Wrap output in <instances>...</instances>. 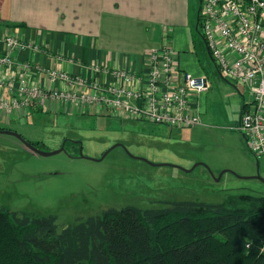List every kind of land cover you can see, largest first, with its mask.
Instances as JSON below:
<instances>
[{
    "label": "rangeland",
    "instance_id": "374dc122",
    "mask_svg": "<svg viewBox=\"0 0 264 264\" xmlns=\"http://www.w3.org/2000/svg\"><path fill=\"white\" fill-rule=\"evenodd\" d=\"M196 3L200 7V0ZM196 33L210 82L199 94L198 108L206 105L204 112L199 108L202 124L171 129L111 111H37L12 130L44 151L65 150L40 154L21 137L0 131V206L32 216L55 214L62 230L110 206L264 195V159L250 151L235 128L251 92L219 72L200 28Z\"/></svg>",
    "mask_w": 264,
    "mask_h": 264
},
{
    "label": "built area",
    "instance_id": "2783aa9c",
    "mask_svg": "<svg viewBox=\"0 0 264 264\" xmlns=\"http://www.w3.org/2000/svg\"><path fill=\"white\" fill-rule=\"evenodd\" d=\"M198 24L219 72L248 87L246 103L235 126L248 148L264 159V0H200ZM0 110L12 113L34 102L53 100L76 106L108 109L138 120L168 127L202 123L199 94L209 90L206 75L180 70L176 51L164 42L148 51V65L141 69L94 63L111 81H100L31 60H17L19 50H38L36 43L13 35L0 37ZM15 69L8 81L3 69ZM34 71L44 72L51 86L35 84ZM59 82L64 88L53 87Z\"/></svg>",
    "mask_w": 264,
    "mask_h": 264
},
{
    "label": "trees",
    "instance_id": "16d2710c",
    "mask_svg": "<svg viewBox=\"0 0 264 264\" xmlns=\"http://www.w3.org/2000/svg\"><path fill=\"white\" fill-rule=\"evenodd\" d=\"M162 202L110 206L62 230L55 214L0 206V264H264V195Z\"/></svg>",
    "mask_w": 264,
    "mask_h": 264
},
{
    "label": "crops",
    "instance_id": "0c3cea01",
    "mask_svg": "<svg viewBox=\"0 0 264 264\" xmlns=\"http://www.w3.org/2000/svg\"><path fill=\"white\" fill-rule=\"evenodd\" d=\"M199 8L196 0H0V37L9 34L39 46L36 51H17L14 54L17 60H31L43 68L100 81H111L112 77L94 72L90 68L92 64L141 69L148 65V51L167 42L176 51L180 70L204 75L199 52L202 40L196 33L200 28L198 16L194 24ZM203 40L210 54L204 37ZM3 71L10 81L15 69ZM32 81L51 86L44 72L34 71ZM53 87L65 85L59 82ZM251 100L252 96L246 103ZM81 108L84 112L110 111L47 99L12 113L0 110V122H5L0 125V131L7 134L2 130L12 129L10 126L15 122L24 117L28 119L37 111L73 109L80 112ZM199 108L201 112L206 111L205 104Z\"/></svg>",
    "mask_w": 264,
    "mask_h": 264
},
{
    "label": "water",
    "instance_id": "95a60500",
    "mask_svg": "<svg viewBox=\"0 0 264 264\" xmlns=\"http://www.w3.org/2000/svg\"><path fill=\"white\" fill-rule=\"evenodd\" d=\"M2 131H5V132H7V133H11V134L17 135L18 137H21V138L25 141V143H26L28 146H30L35 152H38V153H40V154L49 155V154H54V153H58V152H60V151L65 150V147H64V146H61L60 148H58V149H56V150H54V151H44V150H42V149L36 147V146L33 145L32 143H30L27 139H25L20 133H18V132L15 131V130L9 129V130H2ZM114 146H116V145H114ZM114 146H113V147H114ZM113 147H112V148H113ZM108 151H109V150H107V151L103 154V156H105V155L108 153ZM80 156H82V153H80ZM153 164H154V165H158L157 163H153Z\"/></svg>",
    "mask_w": 264,
    "mask_h": 264
}]
</instances>
